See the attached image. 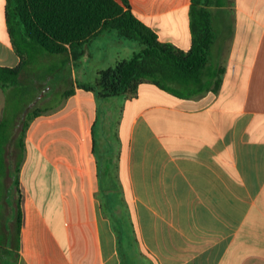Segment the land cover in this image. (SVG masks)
<instances>
[{"label":"crops","instance_id":"obj_1","mask_svg":"<svg viewBox=\"0 0 264 264\" xmlns=\"http://www.w3.org/2000/svg\"><path fill=\"white\" fill-rule=\"evenodd\" d=\"M192 1L128 0L183 51ZM194 6L212 33L204 73L219 77L195 96L143 83L131 97L97 99L78 87L111 67L92 44L110 35L115 63L130 45L105 32L76 57L53 55L16 27L25 61L17 84L0 87V264H120L103 207L114 196L148 264H264V0ZM20 62L0 0V67ZM36 108L20 143L11 126Z\"/></svg>","mask_w":264,"mask_h":264},{"label":"trees","instance_id":"obj_2","mask_svg":"<svg viewBox=\"0 0 264 264\" xmlns=\"http://www.w3.org/2000/svg\"><path fill=\"white\" fill-rule=\"evenodd\" d=\"M192 2V42L190 48L183 51L170 43L160 42L132 13L128 0H5L7 30L21 62L15 68L0 67V87L16 85L21 74L25 58L17 39L16 27L20 26L23 37L53 55L64 54L70 49L76 57L77 48L80 55L82 46L90 39L111 31L130 45L133 53L129 58L99 70L89 84L78 85L91 91L97 99L131 97L143 83L179 97L203 94L211 85H218L219 77L204 73L212 33L208 13L196 10V0ZM71 93L72 90H68L63 97ZM43 112L36 108L22 117L18 123L20 143L29 123ZM6 129L0 119V132ZM103 207L116 235L120 264H148L137 249L123 197H111ZM115 219L119 228L114 224Z\"/></svg>","mask_w":264,"mask_h":264},{"label":"rangeland","instance_id":"obj_3","mask_svg":"<svg viewBox=\"0 0 264 264\" xmlns=\"http://www.w3.org/2000/svg\"><path fill=\"white\" fill-rule=\"evenodd\" d=\"M111 33H114V32L111 31ZM90 49L95 54L93 57L98 56L97 54H103L104 57H106V61H107L108 65L112 66L115 63V55L114 54H115L116 50L117 51L120 50L121 47H119L115 44V42L111 39L110 35H105L104 37H101L97 41H94V43L92 44ZM39 67L45 68V66H42V65H40ZM82 71L85 74H87V77L90 74V70H88V69L82 70ZM63 73H65V72H63ZM58 83H60V82L54 80L51 82V86L56 87V85ZM24 95H25V93H23V96ZM11 129L18 132V122L16 124L12 125ZM114 224L117 228H119L118 220L115 219Z\"/></svg>","mask_w":264,"mask_h":264}]
</instances>
